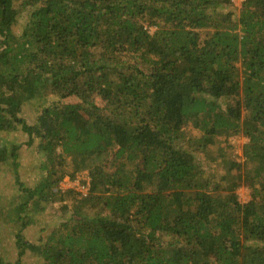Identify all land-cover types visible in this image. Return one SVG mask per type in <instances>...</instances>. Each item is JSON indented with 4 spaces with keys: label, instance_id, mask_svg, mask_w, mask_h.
I'll list each match as a JSON object with an SVG mask.
<instances>
[{
    "label": "trees",
    "instance_id": "obj_1",
    "mask_svg": "<svg viewBox=\"0 0 264 264\" xmlns=\"http://www.w3.org/2000/svg\"><path fill=\"white\" fill-rule=\"evenodd\" d=\"M232 6L0 0V134L15 141L0 169L18 199L17 260L0 264H264V0ZM22 143L44 159L34 185ZM84 172L86 194L62 192ZM57 201L71 215L28 239Z\"/></svg>",
    "mask_w": 264,
    "mask_h": 264
},
{
    "label": "rangeland",
    "instance_id": "obj_2",
    "mask_svg": "<svg viewBox=\"0 0 264 264\" xmlns=\"http://www.w3.org/2000/svg\"><path fill=\"white\" fill-rule=\"evenodd\" d=\"M241 1L243 0H233L234 8L239 7ZM15 8L18 6V2L14 4ZM27 14H23L18 17L16 24L14 25L13 31L16 35H19L23 30V27L26 23ZM151 32L155 29H151ZM53 97L49 95L46 99L51 100ZM26 114L32 116L33 108L28 106L26 108ZM191 130V127H190ZM13 136V135H11ZM19 142H23L22 138H18ZM247 139L243 136H237L230 139V144L232 148L233 158L236 162H243L242 148L247 143ZM15 142L10 136L2 133L0 134V147L5 146L7 152L10 151L11 143ZM29 148L26 145H23L19 150V174L20 178L26 185H34L37 180L40 178L41 170L40 165L43 162V158L38 155L36 152ZM0 250H3L5 257L8 261L16 262L17 260V250L13 243V231H15V225L12 221L11 212L18 205L17 196H15V182L13 180L14 174L11 164H6L0 169ZM87 173H81L77 176L76 180L66 178L59 185V188L66 195H70V192L75 193H84L88 191L87 182L89 178ZM86 182V184H85ZM240 202L246 203L250 200V189L246 186H242L237 191ZM61 204L59 201L50 204L41 216H37L35 221L38 222L36 225H30L28 228L23 231L24 235L33 241H38L40 238L46 239L50 232L53 230L54 226H58L61 221L65 218H68L71 213L68 211L67 214L62 215L60 211ZM23 264H43L40 259L31 254H26L22 258Z\"/></svg>",
    "mask_w": 264,
    "mask_h": 264
}]
</instances>
